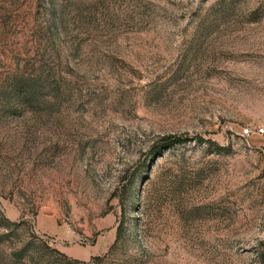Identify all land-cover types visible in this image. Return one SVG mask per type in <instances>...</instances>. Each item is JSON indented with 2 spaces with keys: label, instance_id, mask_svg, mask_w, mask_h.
<instances>
[{
  "label": "rangeland",
  "instance_id": "374dc122",
  "mask_svg": "<svg viewBox=\"0 0 264 264\" xmlns=\"http://www.w3.org/2000/svg\"><path fill=\"white\" fill-rule=\"evenodd\" d=\"M260 127L264 0H0V264H264Z\"/></svg>",
  "mask_w": 264,
  "mask_h": 264
},
{
  "label": "trees",
  "instance_id": "16d2710c",
  "mask_svg": "<svg viewBox=\"0 0 264 264\" xmlns=\"http://www.w3.org/2000/svg\"><path fill=\"white\" fill-rule=\"evenodd\" d=\"M162 143L160 146L156 147L155 149V152L156 153H161V151L163 149H169V148H172L178 144H182L185 142V140H182L181 138H178L177 136L175 135H168V136H165L161 139ZM203 141V140H201ZM207 143H212L210 140L206 141ZM56 253L58 256H60V258H62L63 260H66L68 261L69 264H78L79 262L78 261H74V262H71L70 260H68V257L60 252H54ZM19 258H23V253L20 252L19 254ZM96 260H98L99 258H95ZM83 264H86V263H83Z\"/></svg>",
  "mask_w": 264,
  "mask_h": 264
},
{
  "label": "built area",
  "instance_id": "2783aa9c",
  "mask_svg": "<svg viewBox=\"0 0 264 264\" xmlns=\"http://www.w3.org/2000/svg\"><path fill=\"white\" fill-rule=\"evenodd\" d=\"M264 134V128H245L242 130V135L246 137H251L254 135H263Z\"/></svg>",
  "mask_w": 264,
  "mask_h": 264
}]
</instances>
